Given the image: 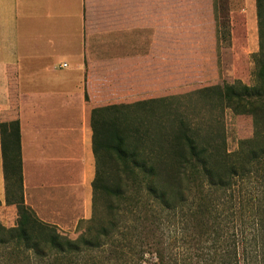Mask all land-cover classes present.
Instances as JSON below:
<instances>
[{"label":"trees","instance_id":"16d2710c","mask_svg":"<svg viewBox=\"0 0 264 264\" xmlns=\"http://www.w3.org/2000/svg\"><path fill=\"white\" fill-rule=\"evenodd\" d=\"M255 9L254 83L187 94L205 103L207 120L175 107L172 96L91 110V215L73 237L24 202L11 90V112L0 118V264H264V0ZM224 109L252 123L231 153Z\"/></svg>","mask_w":264,"mask_h":264},{"label":"crops","instance_id":"0c3cea01","mask_svg":"<svg viewBox=\"0 0 264 264\" xmlns=\"http://www.w3.org/2000/svg\"><path fill=\"white\" fill-rule=\"evenodd\" d=\"M188 1L0 0V118L13 90L23 199L40 220L68 233L91 215L93 108L169 96L175 61L220 60L225 40L233 60L257 52L255 0L224 32L218 0Z\"/></svg>","mask_w":264,"mask_h":264},{"label":"rangeland","instance_id":"374dc122","mask_svg":"<svg viewBox=\"0 0 264 264\" xmlns=\"http://www.w3.org/2000/svg\"><path fill=\"white\" fill-rule=\"evenodd\" d=\"M176 2H187V0H176ZM189 3L199 5L203 0H189ZM221 21L227 26L229 22V10L239 11L245 7L243 0H218ZM236 22H241V18L236 17ZM234 20V21H235ZM225 55L220 60L215 59H183L175 61V81L173 89L169 96L172 104L182 111L205 121L209 118V111L205 103L195 96L188 97L187 94L201 87L210 85H221L233 83L240 80L246 85L254 83V65L249 55L248 58L233 60L230 54L229 42H223ZM168 97V96H167ZM222 124L226 142V150L234 152L237 149L238 142L242 139L250 138L252 135V123L249 116L235 115L229 109L222 112ZM6 214V210L3 209ZM70 236H75V229L67 230ZM154 260V259H153Z\"/></svg>","mask_w":264,"mask_h":264}]
</instances>
